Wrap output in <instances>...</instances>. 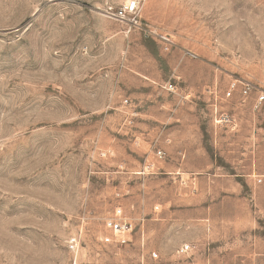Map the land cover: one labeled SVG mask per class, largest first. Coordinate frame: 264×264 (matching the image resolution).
<instances>
[{
    "label": "rangeland",
    "instance_id": "rangeland-1",
    "mask_svg": "<svg viewBox=\"0 0 264 264\" xmlns=\"http://www.w3.org/2000/svg\"><path fill=\"white\" fill-rule=\"evenodd\" d=\"M128 1L0 0V264H264V0Z\"/></svg>",
    "mask_w": 264,
    "mask_h": 264
},
{
    "label": "built area",
    "instance_id": "built-area-1",
    "mask_svg": "<svg viewBox=\"0 0 264 264\" xmlns=\"http://www.w3.org/2000/svg\"><path fill=\"white\" fill-rule=\"evenodd\" d=\"M140 10V1L139 0H131L128 1L124 7L115 8L113 6H108L105 10L106 15L110 18L115 19H127L131 21L133 24H137V16ZM242 86H239L238 80H234L229 87L227 95H231L238 87H240V92L243 95H247L251 89V85L246 82H242ZM168 88L170 90H176V86L173 83L168 84ZM264 101V94H262L257 102L261 104ZM215 121L223 123L232 121L231 117L227 114L221 115L220 119L218 116H215ZM164 155L163 150H158V156L162 157ZM105 225L107 229L110 231L105 236V241L108 243H113L116 245H127L130 242V237L134 231V223L125 217V213L123 208L118 205L115 208L114 213L111 216H108L105 220ZM76 239L71 241V248L75 249L77 244ZM182 251H188L191 249V244H186L183 246ZM154 257H157L158 254L153 253Z\"/></svg>",
    "mask_w": 264,
    "mask_h": 264
},
{
    "label": "bare ground",
    "instance_id": "bare-ground-1",
    "mask_svg": "<svg viewBox=\"0 0 264 264\" xmlns=\"http://www.w3.org/2000/svg\"><path fill=\"white\" fill-rule=\"evenodd\" d=\"M131 1V0H130Z\"/></svg>",
    "mask_w": 264,
    "mask_h": 264
}]
</instances>
